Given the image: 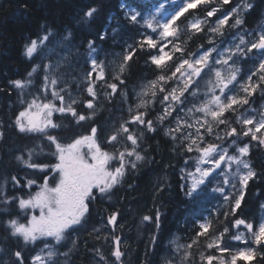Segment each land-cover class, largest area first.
<instances>
[{
    "label": "snow or ice",
    "instance_id": "snow-or-ice-1",
    "mask_svg": "<svg viewBox=\"0 0 264 264\" xmlns=\"http://www.w3.org/2000/svg\"><path fill=\"white\" fill-rule=\"evenodd\" d=\"M102 7L103 0L89 5L79 22L88 24ZM164 8L160 4L156 11ZM200 9L203 16L189 20L181 29V17L187 20L185 14ZM252 10L251 0H183L164 21L155 15L144 17L145 30L137 33L138 38H130L132 43L124 41L123 52L115 54L118 62L108 60L107 53L100 58L103 49L97 39H108L106 27L87 40V69L82 79H68L63 68L65 64L71 68L74 58L71 30L57 36L49 28L29 39L23 55L29 61L39 57L40 62L26 77L7 83L9 90L31 97L21 99L23 108L10 127L43 137L50 150L47 155L55 162L39 160L46 155L44 146H37L39 152L25 146L14 159L31 170L34 178L0 173V264H60V256L67 258L78 247L73 234L88 223L90 205L123 183L145 159L148 134L160 131L170 138L174 151L186 156L181 169L185 194L196 199L215 182L211 191L223 200L222 206L209 213L211 219L193 221L190 243H177L179 238L172 241L175 247L166 264H197L193 246H201L202 238L205 250L199 251L198 264H252L258 256L264 261V219L254 223L238 215L249 182L258 177L248 157L253 147L264 149V106H251L257 93L264 97V20L255 28L247 27L245 17ZM140 16L139 11H125L129 24L138 25ZM200 34L207 37V44L190 51L187 40ZM137 56L145 57L154 79L136 93L138 102L128 106L126 119L118 118L110 125L98 123L101 99L111 103L117 96L121 100L128 96L126 73ZM38 72L43 75L36 85ZM33 87L35 91H29ZM55 114L71 118L84 132L62 142L54 134L62 127L55 122ZM4 139L0 126V142ZM34 186L35 192L31 191ZM221 215L224 220L219 219ZM118 219L119 212L113 211L101 219L104 228H92L90 235L109 245L111 253L108 257L102 248L93 246L97 264H109V259L111 264H122L125 253L116 234L117 227H122ZM160 219L159 209L154 217L143 216V221L157 228ZM218 225H223L222 230ZM105 228L108 234L102 235ZM68 243L71 247L61 251ZM38 244L43 245L39 250Z\"/></svg>",
    "mask_w": 264,
    "mask_h": 264
},
{
    "label": "trees",
    "instance_id": "trees-1",
    "mask_svg": "<svg viewBox=\"0 0 264 264\" xmlns=\"http://www.w3.org/2000/svg\"><path fill=\"white\" fill-rule=\"evenodd\" d=\"M98 0H0V126H3L5 139L0 142V173L7 172L19 174L21 177L28 175L34 178L31 170H27L23 165L15 161L14 157L19 155V149L35 147L39 152V147L44 146L46 155L40 156L39 160L44 163L55 160L47 153L50 151L46 146V141L39 134H21L13 127H10L23 105L21 99H31L30 96H21L16 90H9L7 83L9 80L22 79L26 77L31 67L39 63V57L32 61L27 60L23 55L24 45L30 38H35L43 34L47 29H52L57 36L67 34L71 30L74 36L73 49L74 58L70 61L72 67L63 65L64 71L68 73L67 78L73 77L82 79L83 72L87 65L85 59L87 55V40L96 38V34L102 32L107 27L108 39L100 41L97 39L98 47L107 53L108 60L119 61L116 53L123 52L124 41L132 43L130 38H138L137 33L145 30L143 18L155 15L161 20L177 8L183 0H103L101 12L95 19L84 24L79 22L83 12L89 5H96ZM254 10L245 18L247 27L251 28L256 20L264 19V0H251ZM125 7L122 9L121 5ZM160 4L165 8L160 12L156 9ZM125 11H139L138 25L129 24L125 19ZM187 20L181 17L180 28L184 29L189 20L195 17H202L203 10L192 11L185 14ZM109 17L111 22L109 23ZM112 29H116L113 33ZM150 32L151 30H147ZM187 40V35L183 36ZM190 51L195 52L199 45L207 44V37L200 34L192 40H187ZM79 57L75 58V54ZM136 62L131 65V69L126 75L128 96L121 100L117 96L111 103L101 99L98 105L96 120L98 123L112 124L118 118H127L129 105L137 103L136 93L148 80L154 79L152 69L145 64V57H135ZM43 73L38 72L34 76L35 84L38 85ZM75 94V85L72 86ZM29 91H35V87ZM260 98V99H259ZM81 99L83 94L81 93ZM102 105V106H101ZM251 106L260 109L264 106V97L259 93L253 98ZM159 109V105H156ZM155 113H153L154 115ZM54 120L61 124L54 134L61 138L62 142L70 140L84 132V128L75 126L71 118L64 119L59 114L54 115ZM143 153L145 159L138 162L135 170L130 171L124 178L123 183L118 185L109 196L104 199H97L90 205L91 215L88 219L87 227L80 228L75 238L78 239V247L72 250L67 258L61 256L60 264H97L98 257L94 256L93 246L102 248L106 256L110 257V246L103 240H96L94 234L90 235L93 226L98 227L101 219L111 214L113 211L119 212V225L116 234L121 237V248L125 255L122 257V264H166V258H171V250L175 247L172 243H190V238L194 236L193 221L201 217L211 219L209 213L223 204L219 193L211 191L215 185H210L196 199L188 197L186 181L182 179L181 169L185 167L186 156L178 149L173 150V145L169 137L164 136L163 131L157 134H148ZM193 157L196 153L190 154ZM250 163L258 173V177L249 182L245 200L238 215L246 217L254 223H258L264 209V149L252 148L248 157ZM42 181L38 180V183ZM34 186L31 191L35 192ZM28 190L25 189V192ZM159 209L161 219L159 228L155 223L143 221V216H155ZM220 220H224L221 215ZM100 224L99 226H101ZM221 228L223 225H218ZM104 228V226H102ZM109 229L105 228L102 235L108 234ZM153 237L155 241L153 242ZM204 240L201 246H193L196 255L193 257L197 264L199 262V251L205 250ZM64 248L61 249L63 251ZM111 264V259H109ZM178 264V261H177ZM239 264H244L243 261ZM252 264H264L261 257H257Z\"/></svg>",
    "mask_w": 264,
    "mask_h": 264
},
{
    "label": "rangeland",
    "instance_id": "rangeland-1",
    "mask_svg": "<svg viewBox=\"0 0 264 264\" xmlns=\"http://www.w3.org/2000/svg\"><path fill=\"white\" fill-rule=\"evenodd\" d=\"M170 15H171V14H169V15L167 14V15L164 17V19H163L162 21L168 19V17H169ZM263 20H264V19H263ZM260 22H261V20H256V21L254 22V24L252 25L251 28H255V27L257 26V24L260 23ZM46 62H47V61H46ZM230 151H231V150H230ZM190 170H194V168H193V169H190ZM37 190H38V189H37ZM37 190H36V191H37ZM263 219H264V217H263ZM100 224H101V223H100ZM100 224H99V225H100ZM96 226H98V225H96ZM102 226H103V225L98 226V227L102 228ZM86 227H87V224L84 225L83 229L86 228ZM240 231H241V232L244 231L243 227H241ZM75 235H76V233L73 234V238H75ZM232 243H233L234 245H237V246H243V245L241 244V242H239V241H233ZM40 247H43V245H42V244H38V245H37V250H39ZM70 247H71V244L68 243L67 246L64 248L63 251H67L68 248H70ZM73 250H74V249H73ZM60 257H61V256H60ZM60 257H59V259H60Z\"/></svg>",
    "mask_w": 264,
    "mask_h": 264
},
{
    "label": "bare ground",
    "instance_id": "bare-ground-1",
    "mask_svg": "<svg viewBox=\"0 0 264 264\" xmlns=\"http://www.w3.org/2000/svg\"><path fill=\"white\" fill-rule=\"evenodd\" d=\"M169 17H170V16H169ZM169 17H168V18H169ZM259 99H260V98H259ZM98 226H99V225H98Z\"/></svg>",
    "mask_w": 264,
    "mask_h": 264
}]
</instances>
